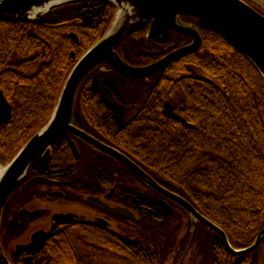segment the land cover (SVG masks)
Returning a JSON list of instances; mask_svg holds the SVG:
<instances>
[{
  "label": "trees",
  "instance_id": "16d2710c",
  "mask_svg": "<svg viewBox=\"0 0 264 264\" xmlns=\"http://www.w3.org/2000/svg\"><path fill=\"white\" fill-rule=\"evenodd\" d=\"M115 13L110 2L95 0L60 6L29 23L0 22V90L14 106L12 121L0 125V163L10 162L47 124L75 63L106 33ZM192 19L202 40L196 52L145 80L125 79L101 64L82 83L75 110L88 133L115 142L149 175L167 181L169 190L223 229L235 249H245L264 228V78L216 29ZM148 30V37L143 32L136 42L128 38L118 47L126 63L150 65L190 41L160 20ZM127 82L145 85L140 93L145 100L128 122L124 106L114 101ZM166 101L195 128L165 117ZM51 150L50 163L38 158L29 170L27 179H37L20 199L9 200L4 250L24 236L29 218L22 225L9 219L31 197L42 198L39 191L49 183L41 178L67 182L72 201L78 193H89L93 181L107 179L111 185L106 192L115 186L113 201L132 210L136 221L108 213L121 229L115 232L58 217L45 249L29 263L15 256L14 264H237L238 257L216 231L197 222L192 234L191 215L122 163L108 166L107 175L95 173L91 147L78 160L64 135ZM160 199L174 208L173 215L163 213ZM238 264H264V239Z\"/></svg>",
  "mask_w": 264,
  "mask_h": 264
},
{
  "label": "water",
  "instance_id": "95a60500",
  "mask_svg": "<svg viewBox=\"0 0 264 264\" xmlns=\"http://www.w3.org/2000/svg\"><path fill=\"white\" fill-rule=\"evenodd\" d=\"M95 0H0V22L29 23L46 16L52 10L73 2ZM107 1L116 7L115 16L100 40L94 44L75 63L61 90L53 114L47 124L41 128L8 163H0L4 169L0 176V264H13L6 256L2 247V219L5 207L11 195L26 179L34 161L44 154L49 161L51 145L65 133L81 138L121 162L124 166L144 180L152 189L163 197L175 202L191 215V233H195L197 222H201L216 231L222 238L227 250L238 257L255 251L264 239V228L255 242L248 248L235 249L223 229L203 216L188 200L168 189L169 183L155 179L130 158L109 147L93 136L78 129L72 124L75 117V103L79 89L86 77L99 65L110 66L122 77L129 80L149 79L166 69L169 65L196 52L201 45V35L191 26H182L180 16L200 19L211 25L237 52L246 57L264 78V15L244 0H99ZM122 14V19L120 18ZM154 19H159L168 29L187 35L192 43L171 51L158 61L143 67L126 63L117 53L118 47L129 36L146 29ZM70 37L77 45L80 44L76 34ZM73 60L75 53H72ZM165 117L189 128L195 126L176 113L175 106L166 101L163 106ZM13 119V106L7 100L5 92L0 91V125H6ZM73 144V143H72ZM89 202L107 208L125 220L136 221L135 213L124 206L110 207L101 199L89 197ZM163 213L171 216L174 208L164 199L158 201ZM28 211L23 210V214ZM49 239L46 231L35 232L29 244L16 246L17 253L40 250Z\"/></svg>",
  "mask_w": 264,
  "mask_h": 264
},
{
  "label": "flooded vegetation",
  "instance_id": "af4514ba",
  "mask_svg": "<svg viewBox=\"0 0 264 264\" xmlns=\"http://www.w3.org/2000/svg\"><path fill=\"white\" fill-rule=\"evenodd\" d=\"M154 20H159V19H154ZM153 21L151 22V24L146 29H144V30H142V31H140V32H138V33H136L134 35H131L128 38H132L136 42L137 41V35L138 34L141 35L143 32H145V33H143L142 35L145 34V36L148 37L149 35H148L147 31H149L148 29L151 27ZM179 23L182 26H191V27H193V28H195L196 30L199 31V29L196 26V22L192 19V17L180 16L179 17ZM189 38H190V41L185 46H187V45L192 43V38L191 37H189ZM185 46H183V47H185ZM143 80H145V79H143ZM131 109L134 112V116H136V113L138 112L139 109L136 106H132ZM13 111H14V106H13ZM74 112L75 113L77 112L79 114L80 120H77L74 117L73 118L74 120L72 121V124L74 126H76L78 129H80V130L86 132L87 134L91 135L84 128L83 118L80 115V113L78 111H76V110ZM125 112H126V109H125ZM134 116L131 119H133ZM123 119H124V121H127V122L129 121V120H125V118H123ZM1 126H4V125H1ZM63 135L65 136L66 140L70 143V145L77 152L78 160L83 159V151H84V149H86L87 146L91 147V150H93V152H95V156H96L95 160H97V161H95L93 163V167H92V169H94L95 173H98V171H104L106 173V175H107L108 172H109L108 171V168H109L108 166L118 164L119 161H117L115 158H113L112 156L108 155L107 153L99 150L98 148L92 146L91 144H89L85 140H83L81 138H78V137L72 135L71 133H65ZM91 136H93V135H91ZM93 137L96 138L97 140H99L100 142H102L103 144L118 150L119 152H121L122 154H124L125 156L130 158L126 153H124V151L122 149H120V147L115 142H111V141H107V140H101V139L97 138L96 136H93ZM50 149H51V147H50ZM38 158L41 159V161L44 164L50 163L51 160H52V150H51L49 161H45L44 160V154H42ZM131 160L133 162H135L133 159H131ZM119 163H121V162H119ZM135 163L137 164V162H135ZM27 178H28V175H27L26 179L14 191V193L11 195L9 200L14 198V197H16L17 199H20L21 198L20 193L23 191V189L28 187L32 182H34L37 179V178H30V179H27ZM41 179L46 181L47 183H49V186L45 185L39 191V195H41L42 198L39 197V196L33 197V198L31 197L24 204V206L20 207V209L11 216V218L9 219V222L12 225L13 224L22 225L25 222V219L29 218L30 224H29L28 227H26V231H33L34 227H38L34 231H36V232L37 231H46V232H48L49 233V239L46 241L44 246L40 250H37V251H27V252H24V253H17V250L15 248V254H14L13 258L15 256L23 257L26 262H28V263L31 262L32 259H33V256H35L37 253H39L42 250H44L46 245H47V243H48V241L52 238L53 231H55L53 229V222L58 217H61V218L70 217V218H72L73 222H76V223H79V224H87V225H93V226H102V227H104V229L106 231H114L113 228H112V225H113L112 217L110 215H108V213H113V212L110 211L107 208H103L101 206L93 204V203L89 202V200H88L89 197H95V198L101 199L104 203L108 204L110 207L119 206V204H116L113 201V197H114V194H115V186H112L109 189V191L106 192L108 186L111 185L109 183L110 182L109 180L106 179V182H103V181H100V180L93 181L88 186L89 187V190H88L89 193H78V194L74 195L76 197L77 201H72L71 197L67 195V189L65 187V184H67V182H63L62 180H52V179H43V178H41ZM52 185H54V186H52ZM98 192H100V193L97 194ZM9 200H8L7 205L5 207V210H4L3 219H2V228H3V221L7 218L6 213L7 212L9 213V211H10ZM38 203L43 205L42 209H35V208L30 209L29 208V206L32 207L34 204H38ZM50 205H52V206H54V205H59V206H67L68 205V206H71L72 205V206H75L76 208H79V209L84 208L85 210L90 208L93 211V216H92V218H88V217L84 216L83 214H80V215L72 214V213H56V214H53L51 212V209H49ZM23 210H26L28 212L23 214ZM44 224H48L49 225V229H46L43 226ZM58 231H59V229H58ZM60 231H66V229H63V230H60ZM34 233L31 234L30 239L28 240V242L26 244L30 243L31 237H32V235Z\"/></svg>",
  "mask_w": 264,
  "mask_h": 264
},
{
  "label": "rangeland",
  "instance_id": "374dc122",
  "mask_svg": "<svg viewBox=\"0 0 264 264\" xmlns=\"http://www.w3.org/2000/svg\"><path fill=\"white\" fill-rule=\"evenodd\" d=\"M248 4H250L253 8L259 9L258 7L261 8L262 14L264 13V0H244ZM261 12V11H260ZM264 15V14H263ZM194 73H196L198 76H205L201 71L194 69ZM145 85L142 84H135L131 82H127L125 85H122L119 89V93L121 97L118 100H114L116 103H119L124 106V109H126L125 113V120H130L134 116V112L132 111L131 107L136 106L137 108L143 104L145 98L140 94L142 91L145 89ZM30 209L35 208V209H42L43 205L41 204H34L32 207L29 206ZM48 208V207H47ZM28 209V208H27ZM49 209H51V212L53 214L56 213H72V214H83L84 216L88 218H92L93 216V211L92 209H87L85 210L84 208L79 209L76 208L75 206H59V205H50ZM82 216V215H81ZM119 224L113 223L112 228L115 232L121 231V229L118 226ZM46 229H49L48 224L43 225ZM38 227H34L33 231H26L25 235L22 236L21 238H18L16 241H14L9 247H7L4 252L7 256V258L13 263V256L15 254V248L18 244H26L28 240L30 239V236L32 233L36 232L34 231ZM14 264V263H13ZM190 264V263H186Z\"/></svg>",
  "mask_w": 264,
  "mask_h": 264
},
{
  "label": "bare ground",
  "instance_id": "6f19581e",
  "mask_svg": "<svg viewBox=\"0 0 264 264\" xmlns=\"http://www.w3.org/2000/svg\"><path fill=\"white\" fill-rule=\"evenodd\" d=\"M121 15L122 14H120V18L119 19H122V16ZM3 171H4V169L2 167H0V176H1V174H2Z\"/></svg>",
  "mask_w": 264,
  "mask_h": 264
}]
</instances>
